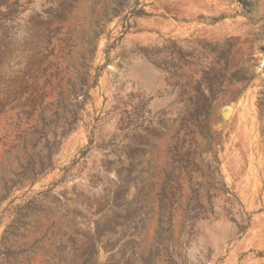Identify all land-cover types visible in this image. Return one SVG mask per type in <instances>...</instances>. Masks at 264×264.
Masks as SVG:
<instances>
[{"label": "rangeland", "instance_id": "374dc122", "mask_svg": "<svg viewBox=\"0 0 264 264\" xmlns=\"http://www.w3.org/2000/svg\"><path fill=\"white\" fill-rule=\"evenodd\" d=\"M0 264H264V0H0Z\"/></svg>", "mask_w": 264, "mask_h": 264}, {"label": "trees", "instance_id": "16d2710c", "mask_svg": "<svg viewBox=\"0 0 264 264\" xmlns=\"http://www.w3.org/2000/svg\"><path fill=\"white\" fill-rule=\"evenodd\" d=\"M199 95L195 96L194 104L196 105L195 112L193 114H189V120H195L198 122L199 120H206L211 113V107L215 100L214 93L209 91V93H205L203 91H198Z\"/></svg>", "mask_w": 264, "mask_h": 264}]
</instances>
